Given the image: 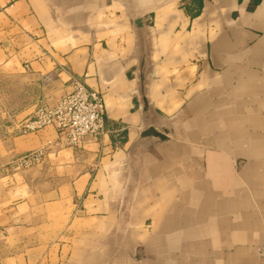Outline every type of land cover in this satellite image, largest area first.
<instances>
[{
  "label": "crops",
  "instance_id": "obj_1",
  "mask_svg": "<svg viewBox=\"0 0 264 264\" xmlns=\"http://www.w3.org/2000/svg\"><path fill=\"white\" fill-rule=\"evenodd\" d=\"M136 2L153 31L152 99L172 130L132 164L142 116L122 2L0 0V66L21 87L11 131L74 80L106 104V130L78 147L56 145L53 127L8 137L13 156L51 149L0 175V227L46 226L38 207L62 227L0 264H264V0Z\"/></svg>",
  "mask_w": 264,
  "mask_h": 264
},
{
  "label": "built area",
  "instance_id": "obj_2",
  "mask_svg": "<svg viewBox=\"0 0 264 264\" xmlns=\"http://www.w3.org/2000/svg\"><path fill=\"white\" fill-rule=\"evenodd\" d=\"M106 104L103 95L84 81L74 80L72 90L53 102L37 106L35 113L18 123L25 134L52 125L58 145L78 147L87 137L97 138L106 130ZM46 147L30 152L27 161H39Z\"/></svg>",
  "mask_w": 264,
  "mask_h": 264
},
{
  "label": "rangeland",
  "instance_id": "obj_3",
  "mask_svg": "<svg viewBox=\"0 0 264 264\" xmlns=\"http://www.w3.org/2000/svg\"><path fill=\"white\" fill-rule=\"evenodd\" d=\"M19 88L21 87L18 86V80L15 79L14 74L13 76H10L9 66H0V175H10L16 170L19 171L28 166L42 162L45 155L51 149L47 146H41L34 149L38 150L46 147L44 155L41 156L39 161L34 162L27 161L30 152L34 150L28 151L20 156H13L8 152L9 146L12 144L8 140V137H10V135L15 136L21 134L17 132L18 128L13 131L10 129V125L14 124L16 118L15 116H12V110L9 108L8 104L9 95L12 94L13 96L16 89ZM35 110L24 118L34 114ZM22 120H18V123ZM46 127L54 128V126L48 125L37 130ZM28 133H32V131ZM58 146L68 147L65 145ZM22 212L25 213L24 211ZM33 219L34 224L38 222L40 223L43 220L46 223V226H15L16 229L14 230H4L3 227H0L3 229V231H0V257L22 253L34 246L41 245L42 243L56 241L59 235V228L62 226H58V221L53 215H50V219H47L46 215L42 216V211L38 207L33 210ZM25 227H27V229Z\"/></svg>",
  "mask_w": 264,
  "mask_h": 264
},
{
  "label": "water",
  "instance_id": "obj_4",
  "mask_svg": "<svg viewBox=\"0 0 264 264\" xmlns=\"http://www.w3.org/2000/svg\"><path fill=\"white\" fill-rule=\"evenodd\" d=\"M130 17L136 36L135 58L137 59L134 92L137 94L142 121L140 133L133 142L129 159L133 164L139 148L156 140L170 138L172 120L165 117L155 106L151 94V81L157 69L153 31L146 14L136 0H120Z\"/></svg>",
  "mask_w": 264,
  "mask_h": 264
}]
</instances>
